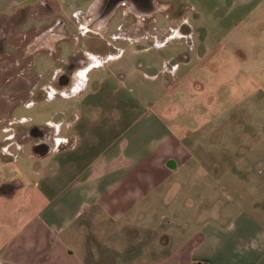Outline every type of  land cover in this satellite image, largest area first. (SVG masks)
Returning <instances> with one entry per match:
<instances>
[{"label": "crops", "instance_id": "obj_1", "mask_svg": "<svg viewBox=\"0 0 264 264\" xmlns=\"http://www.w3.org/2000/svg\"><path fill=\"white\" fill-rule=\"evenodd\" d=\"M124 1L106 10L102 0H92L73 20L65 6L71 2L0 0V25L33 36L16 50L0 29V88L17 94L4 105L46 88L53 94L69 89L72 79L58 77L62 65L85 81L53 110L54 120L33 125L48 141L41 148L35 146L41 139L33 138L20 166L27 129H13L0 117V264H264V224L257 215L214 208L211 171L227 166L193 160V149L169 134L167 85L187 72L190 59L165 50L172 37L112 36L101 44ZM86 23L102 34L79 33L76 27ZM35 26L50 28L44 42L57 26L66 30L55 41L63 44L49 52L52 64L39 63L38 48L29 46L40 41ZM140 43L144 48L133 45ZM86 54L111 63L88 65ZM47 69L51 75L44 78L39 71ZM118 228L144 233L145 253L137 254L145 263L127 253L134 243Z\"/></svg>", "mask_w": 264, "mask_h": 264}, {"label": "rangeland", "instance_id": "obj_2", "mask_svg": "<svg viewBox=\"0 0 264 264\" xmlns=\"http://www.w3.org/2000/svg\"><path fill=\"white\" fill-rule=\"evenodd\" d=\"M57 1L71 2V5L65 6L72 19L75 12H79L78 9H86V5L92 2ZM124 2L125 7L117 9V17L109 23L104 43L101 44H106L107 40L112 42V36H129L131 40L149 35H158V38L172 37L165 43V50H176L190 61L187 72H181L174 80L170 78L167 85L165 101L170 115L169 134L173 141H179L185 148L193 149V160L227 166L226 169L215 166L211 171V178L216 183L213 193L214 208L218 213L223 210H242L256 214L264 224V0H151L149 9L137 8L136 3L128 0ZM59 12L58 10L55 15L60 16ZM87 23L76 27L79 33L94 31L99 36L102 34V28ZM35 28L36 34L38 33L36 38L39 40L50 31L48 26ZM56 28L46 42L43 38L29 44L32 48H38L35 59L39 63L52 64L54 57L50 58V50L63 44L55 41H58L59 33L62 30L65 33L66 30L60 26ZM0 29L8 32L12 42L16 44V50H21L22 47L17 44L29 37L20 33L16 25H0ZM59 30L61 31L58 32ZM76 43L74 47L78 48L81 42L78 45ZM157 43L161 45L163 41ZM133 45L139 49V46L144 48L145 44ZM88 49L90 43L83 48L85 51ZM116 52L112 50V54ZM85 57L88 65L106 66L111 63L108 57ZM68 68L62 65L63 70L58 77L62 81L69 77L73 85L69 89L55 90L52 96L47 95L52 92L47 88L46 92L43 90L35 96L23 94L18 97V104L10 108L4 104L15 94L7 87L0 88L3 96L0 117L9 118L10 126L19 131L54 120L53 110L63 103L65 105L67 102L64 97L71 96L85 82L81 73L78 76L76 71L67 73ZM39 72L44 78L51 75L48 69ZM143 72L149 74L148 71ZM11 73L12 71L8 74ZM37 74L36 70L35 76ZM140 79L150 83L148 79ZM23 101L27 105L21 106ZM6 122L4 124L8 123ZM33 140L32 136L26 135L25 148L18 154L17 165L28 160L29 143L32 144ZM47 141L46 138L45 142ZM117 230L122 238L134 243V250L127 253H145L144 233L129 234L125 229ZM116 245L120 246L118 243ZM139 255L137 254L136 263H145V257L140 258Z\"/></svg>", "mask_w": 264, "mask_h": 264}, {"label": "flooded vegetation", "instance_id": "obj_3", "mask_svg": "<svg viewBox=\"0 0 264 264\" xmlns=\"http://www.w3.org/2000/svg\"><path fill=\"white\" fill-rule=\"evenodd\" d=\"M117 2H119V0H102L101 6L104 7L107 10L109 7H111L112 5L116 4ZM128 2L136 3L137 6L136 5L135 6L137 8H140V7H144L145 9L146 8L147 9L151 8V0H128ZM25 135H30L33 138H38L39 137L41 139L39 144H35V146H38V147L42 148V147H44L46 145L45 139L48 136L47 132H43L42 130H39L38 128L32 126V127H30L29 129L26 130Z\"/></svg>", "mask_w": 264, "mask_h": 264}, {"label": "built area", "instance_id": "obj_4", "mask_svg": "<svg viewBox=\"0 0 264 264\" xmlns=\"http://www.w3.org/2000/svg\"><path fill=\"white\" fill-rule=\"evenodd\" d=\"M48 93H49V92H48ZM52 94H53V93L51 92V93H49V94H47V95L52 96Z\"/></svg>", "mask_w": 264, "mask_h": 264}]
</instances>
